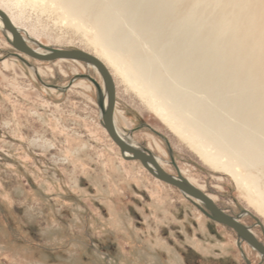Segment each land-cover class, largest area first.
<instances>
[{
  "label": "rangeland",
  "instance_id": "374dc122",
  "mask_svg": "<svg viewBox=\"0 0 264 264\" xmlns=\"http://www.w3.org/2000/svg\"><path fill=\"white\" fill-rule=\"evenodd\" d=\"M117 1L0 0V8L32 48H38L34 40L99 56L115 83L116 129L227 214L247 209L264 225V156L236 165L235 179L201 155L204 136H189L166 118L159 99L140 95L114 72L97 42L103 32L95 17ZM189 5L184 0L164 16L163 33ZM129 47L120 51L123 66ZM15 54L0 28V264H245L232 229L207 218L198 201L153 177L139 161L122 158L101 124L96 88L82 77L102 86L95 68ZM239 221L262 240L249 215ZM241 246L251 264H264L247 243Z\"/></svg>",
  "mask_w": 264,
  "mask_h": 264
},
{
  "label": "bare ground",
  "instance_id": "6f19581e",
  "mask_svg": "<svg viewBox=\"0 0 264 264\" xmlns=\"http://www.w3.org/2000/svg\"><path fill=\"white\" fill-rule=\"evenodd\" d=\"M182 1L107 5L95 17L103 32L97 42L115 73L140 95L159 99L166 118L189 136H204L201 155L238 179L236 165L264 156V0H190L163 33L162 19ZM126 47L131 55L123 66L119 55Z\"/></svg>",
  "mask_w": 264,
  "mask_h": 264
},
{
  "label": "water",
  "instance_id": "95a60500",
  "mask_svg": "<svg viewBox=\"0 0 264 264\" xmlns=\"http://www.w3.org/2000/svg\"><path fill=\"white\" fill-rule=\"evenodd\" d=\"M0 21L4 28L3 31L5 30L10 35L9 39L5 34L6 40L18 54L21 53L39 61H53L57 59L77 60L95 68L102 79V86L90 76L84 75L82 77L91 81L96 88L101 124L111 141L118 147L122 158L139 161L153 177L177 188L187 198L198 201L200 205L196 204L197 208L207 218L232 229L236 234V245L245 264H251V262L242 249V242L247 243L264 258V225L256 215L247 209H242L241 213L236 216L227 214L208 194L189 182L179 172L176 176L166 172L159 164L157 158L148 149L136 146L119 134L114 123L115 83L107 66L97 56L81 49L49 47L34 40L31 41L37 44L38 48H32L27 38L23 35V33L26 35L25 31L17 27L9 15L1 8ZM18 54L15 55L19 56ZM19 58L26 63L23 58ZM243 214L249 215L255 221V225L259 226L263 235V242L257 240L249 227L239 221V217Z\"/></svg>",
  "mask_w": 264,
  "mask_h": 264
},
{
  "label": "flooded vegetation",
  "instance_id": "af4514ba",
  "mask_svg": "<svg viewBox=\"0 0 264 264\" xmlns=\"http://www.w3.org/2000/svg\"><path fill=\"white\" fill-rule=\"evenodd\" d=\"M254 221V220H253ZM255 222V221H254ZM259 227V226H258ZM260 229V228H259ZM261 231V230H260ZM262 233V232H261ZM255 236V235H254ZM256 237V236H255ZM262 237H263V235H262ZM257 238V237H256ZM257 240H259L258 238H257ZM259 241H261V242H263V238H262V240H259Z\"/></svg>",
  "mask_w": 264,
  "mask_h": 264
}]
</instances>
